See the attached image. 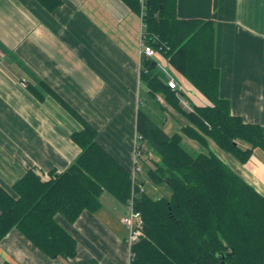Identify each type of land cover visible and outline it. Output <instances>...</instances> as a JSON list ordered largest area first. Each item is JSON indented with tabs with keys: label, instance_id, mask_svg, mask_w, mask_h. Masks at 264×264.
<instances>
[{
	"label": "crops",
	"instance_id": "crops-1",
	"mask_svg": "<svg viewBox=\"0 0 264 264\" xmlns=\"http://www.w3.org/2000/svg\"><path fill=\"white\" fill-rule=\"evenodd\" d=\"M61 1L48 11L37 0H0V188L7 191L26 171L22 159L43 178L65 170L81 151L71 134L83 121L95 128V141L131 171L144 96L168 114L160 126L151 107L144 110L167 135L181 134L188 124L163 93H148L141 76L139 14L122 0ZM175 1L178 18L213 19L218 95L228 100L232 115L264 130V0ZM146 58L163 83H176L171 89L183 109L210 106L162 53ZM229 160L227 165L264 196V151L255 148L244 164ZM147 167L138 176L143 186ZM100 201L98 211H83L72 223L55 217L76 242L73 257L45 254L14 227L0 240V264H130L121 223L125 207L105 192Z\"/></svg>",
	"mask_w": 264,
	"mask_h": 264
},
{
	"label": "trees",
	"instance_id": "trees-1",
	"mask_svg": "<svg viewBox=\"0 0 264 264\" xmlns=\"http://www.w3.org/2000/svg\"><path fill=\"white\" fill-rule=\"evenodd\" d=\"M37 1L48 11L62 3ZM122 1L140 15L145 41L156 49L165 43L160 51L167 61L212 102L183 109L175 90L142 55L141 76L149 95L163 93L188 124L181 134L167 135L138 107L139 144L159 156L146 175L153 184H167L170 194L154 198L143 191L136 196L144 236L132 246L130 264H264V196L210 150L193 154L181 144L186 135L207 149L210 139L240 164L255 148L264 151L262 127L232 115L228 100L218 95L213 19L178 18L175 0ZM95 134L83 121V128L71 134L81 151L65 170L43 178L29 164L11 191L0 188V240L15 227L45 254L71 258L76 242L56 215L72 223L83 211L96 212L103 192L125 207L130 171L95 141Z\"/></svg>",
	"mask_w": 264,
	"mask_h": 264
},
{
	"label": "rangeland",
	"instance_id": "rangeland-1",
	"mask_svg": "<svg viewBox=\"0 0 264 264\" xmlns=\"http://www.w3.org/2000/svg\"><path fill=\"white\" fill-rule=\"evenodd\" d=\"M144 102L142 103L141 99H139V106L142 107L143 110L148 111V107H151V111H150V116L151 118L158 123L160 126L162 125V121L168 117L167 113L164 111L163 108H161V106L158 104V102L149 96H144L143 98ZM211 102V101H210ZM212 105V102L210 103V106ZM182 106V105H181ZM186 107V106H185ZM187 108V107H186ZM188 109V108H187ZM186 109V110H187ZM190 110V109H188ZM178 119L182 122L183 118L181 116H177ZM179 122V121H178ZM177 124V122H176ZM177 129L179 128V125ZM209 141L210 144H207V149L204 148L203 146H201L200 144H198L196 141L188 138L187 136L183 135L182 136V142L181 144L191 153L196 154L199 152H207V150H210L213 153H220L222 155H228L230 156L228 153L222 151L221 149H219L216 144L211 141L210 139H207ZM141 140L138 139V143H140ZM140 147V154H136L135 157V162L137 163L136 165L140 166V171L137 173V179L139 180L138 176H141V174L143 173V165L146 163L148 164V166H154V161L157 159L158 160V155H156L150 147H148V145L146 143H141V145H139ZM146 151V152H145ZM223 162H225L226 164H228V162H230V157H219ZM229 158V159H228ZM25 162V167L27 168V166L29 164H31L27 159H22ZM145 176H147L145 174ZM148 179V177H147ZM141 182V181H139ZM144 191L146 189V192L152 196V197H160L162 195H169L170 194V188L167 184L165 183H161V184H153L151 183L149 180H147L145 182L144 185ZM105 195H109L111 196L109 193L105 192Z\"/></svg>",
	"mask_w": 264,
	"mask_h": 264
},
{
	"label": "built area",
	"instance_id": "built-area-1",
	"mask_svg": "<svg viewBox=\"0 0 264 264\" xmlns=\"http://www.w3.org/2000/svg\"><path fill=\"white\" fill-rule=\"evenodd\" d=\"M154 40H157V37L154 36ZM167 48L165 43H161L160 48ZM159 49H156L151 44L147 43L145 41L144 35L141 34V39L139 43V52L141 55H144L145 57H156L161 54V51ZM167 85L171 88L177 87L176 83L172 80H169L167 82ZM185 106H188L185 104ZM139 136L136 135L135 138V151L136 154H140V144L138 143ZM135 157H134V166L130 171V179H131V194L125 204V213L121 217V223L127 230V237H126V245L129 249V257L130 260L134 257V253L131 250L132 246L140 239V237L143 235L142 232V216L141 213L134 208V201L136 196L139 193H142L144 191V186L139 180L137 179V173L140 171V166L136 165Z\"/></svg>",
	"mask_w": 264,
	"mask_h": 264
},
{
	"label": "bare ground",
	"instance_id": "bare-ground-1",
	"mask_svg": "<svg viewBox=\"0 0 264 264\" xmlns=\"http://www.w3.org/2000/svg\"><path fill=\"white\" fill-rule=\"evenodd\" d=\"M159 66V65H158ZM160 68V67H159ZM162 69V68H161ZM164 70V69H163ZM163 72V71H162ZM146 152V151H145ZM140 212V211H139ZM144 236V235H143Z\"/></svg>",
	"mask_w": 264,
	"mask_h": 264
},
{
	"label": "water",
	"instance_id": "water-1",
	"mask_svg": "<svg viewBox=\"0 0 264 264\" xmlns=\"http://www.w3.org/2000/svg\"><path fill=\"white\" fill-rule=\"evenodd\" d=\"M224 264V263H223Z\"/></svg>",
	"mask_w": 264,
	"mask_h": 264
}]
</instances>
